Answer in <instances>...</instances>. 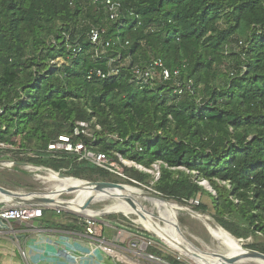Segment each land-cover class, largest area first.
Segmentation results:
<instances>
[{
	"label": "trees",
	"instance_id": "16d2710c",
	"mask_svg": "<svg viewBox=\"0 0 264 264\" xmlns=\"http://www.w3.org/2000/svg\"><path fill=\"white\" fill-rule=\"evenodd\" d=\"M154 60L180 71L181 95L173 80L135 81L134 68ZM98 70L117 76L89 79ZM78 122L100 126L99 152L161 162L156 192L182 205L208 196L215 221L264 254V0H0V162L109 175L48 151Z\"/></svg>",
	"mask_w": 264,
	"mask_h": 264
},
{
	"label": "rangeland",
	"instance_id": "374dc122",
	"mask_svg": "<svg viewBox=\"0 0 264 264\" xmlns=\"http://www.w3.org/2000/svg\"><path fill=\"white\" fill-rule=\"evenodd\" d=\"M6 157H10L8 159H11V156L9 154H7ZM11 163L12 162L10 160L0 162V185L12 191H17V192L56 195L55 194L56 192L54 191L56 183L42 180L40 179V176L42 177L52 176L58 180H72L77 185H79L78 187L81 188H84L82 187L83 185L82 181H89V182L119 183L128 186V188H137L140 190L141 189L147 190L146 188H148L155 191L152 188L153 181H155L154 176H152L153 179L150 180L147 185L141 183L143 186H138L135 185L134 183L124 181L112 174L103 175L102 173L99 174V173H91L85 171L83 175L85 176L86 179L74 180L68 178H60L58 175L55 174L58 173L65 177H71L70 175L67 174L66 169H62L60 172L52 170L55 173H48L43 169L37 170L32 167L21 166L20 167L21 171H17L16 168H14V165H12ZM22 171L27 172V174H23ZM202 183L203 185L206 184V187L209 188V185L206 181L205 182L203 181ZM81 193H79L77 189L71 188L63 192L61 194V198L68 202H71L73 200L76 201L81 197H83L84 193L82 195ZM210 193L214 194L213 191ZM117 194H121V192H115L112 193V195H108L105 198L99 199V201L96 202L94 201L91 204L90 209L93 211L107 212L108 211L107 209L111 207H115L116 205H122V203L125 201L118 200ZM135 199L137 206L140 205L149 216H153V219L156 223H159L164 228L168 226L169 230L172 228L171 226L172 222L170 220L167 221L164 217L160 216L158 210L152 205V203L144 201L143 199H139V198H135ZM1 200L2 198H0V201ZM5 202H8V200H6ZM171 202H174L177 205L180 204L174 200H171ZM194 202L195 204L192 205L180 204V206L182 205L181 206L182 208L184 207L188 208L199 215L207 216L210 217L212 220H215L212 216V214L214 213L213 204L208 196H203L198 200H194ZM197 203H204L205 205H207L208 211L206 213L195 211L193 209L194 208L193 206H198ZM42 209L45 212L56 213L59 216V218H57L58 220L55 219V221H58V223L60 224L64 223L66 225L67 223L72 221L78 222L79 220L81 221L87 220L86 218L87 216L66 209H58V208L55 209L51 207H42ZM105 214H106L105 216L97 218L98 221L96 223V226L100 228L104 225L111 226L109 224L113 223L114 226L111 227H114V229H118L122 231L124 234L126 233L128 235V238L125 241H122L120 247L124 249L123 254L127 258V260H129L131 263L170 264L169 260H174L179 262L180 264H193L191 261L187 260L185 257L180 255L177 251L167 246L166 244L162 243L159 239H157L154 235H152V233L148 229H146V227L140 221L139 216L126 215L123 212L119 213L118 211H112ZM177 221L184 237L187 240L180 234L181 238H184L185 242L188 245H191L193 248H195L201 255L207 254L208 256L214 259L218 257L213 256V254L228 256L227 250L213 239L214 237L213 233H215L216 236L218 234L219 237H221V233H224L228 235L230 238L236 240L223 228H221L220 226L213 225V223L211 222L208 224V229H209L208 230L206 225L202 221H200L197 218H194L190 213H186V212L179 213L177 216ZM240 240H242L241 244L244 249H250L248 248V246L252 245L255 241L253 238H249L247 240L244 239H240ZM237 243L241 249V252H244V250L240 246V243L238 241ZM134 244L136 245V248L134 247ZM146 254L155 255L160 260L157 263H151L146 259L147 258ZM110 263L120 264L117 262V259L114 257L111 258ZM240 264H264V263L243 262Z\"/></svg>",
	"mask_w": 264,
	"mask_h": 264
},
{
	"label": "built area",
	"instance_id": "2783aa9c",
	"mask_svg": "<svg viewBox=\"0 0 264 264\" xmlns=\"http://www.w3.org/2000/svg\"><path fill=\"white\" fill-rule=\"evenodd\" d=\"M107 4L110 6L111 20H115L118 15V7L117 5L113 4L111 1H107ZM101 33L102 32L97 29L92 30L90 33V40L92 44L95 45L96 47H100V50L95 52V56L97 57H102V55H105L107 52L105 48H101L102 46L100 42ZM112 62L113 61H111L110 64H112ZM133 74H134V79L137 83L146 86H154L156 82H169L173 80L174 82H176V85L178 87L176 89V93L180 95L183 93V89L179 84L180 82H178L180 80V71L175 70L172 72L170 69L166 67V65L162 60H154L149 66L145 68L135 67ZM94 75H96L101 79H106L117 76V72L112 70L108 73V75H105L100 70L91 71L89 79H91L92 76ZM187 89L190 90L191 87L188 86ZM99 131H101L99 125H96L94 130L91 124L87 122H78L71 136L58 137L57 141H55L54 143L48 146V151L59 154L76 155L78 157V161L92 162L99 169H102L108 172L109 174L119 177L124 181L134 183L135 185L138 186H143V185L133 180L128 175L127 169H135L137 171L154 176L155 181L159 179L160 167L162 165L161 162L154 164L152 168L148 169L143 167L142 165H139L134 161L125 159L123 155H121L120 153L106 154L99 152L97 149H95L92 146V143L96 141V132ZM84 138L87 139V141H84L83 140ZM113 138L115 140H121L118 137H113ZM0 148L5 149V146L3 144H0ZM11 164L14 165L13 163ZM202 182H200L199 184L204 186ZM146 189L160 195L158 192L153 191L152 189H148V188ZM190 204L191 205L195 204V202L191 201ZM197 205H199V203H197ZM42 207H46V206L22 205V204H12L8 202H4L3 205H0V227H5L6 229H10L13 223L19 222L21 224H28L30 221H33L34 219L42 218L44 213ZM97 221H98L97 219H93V218H87V220L82 221V223L84 224L85 234L87 239L81 240L80 244L84 245V248L87 247L88 249L95 246L99 247L100 251L105 253L108 257L116 258L117 262L120 264H134L131 263L129 260H127V258L124 256L123 254L124 249L122 247L112 245L109 242H107L105 239H102L100 235H98L97 232L98 229L96 226ZM109 225L114 226L113 223ZM48 241H50V243H55L56 245H58V243L65 245L71 244L70 240H63V239L60 241H56L55 239H50V240L48 239ZM134 247L136 248L135 244ZM63 248L66 253L64 255L70 261H74L78 263L82 258H84V256L88 257L83 253L77 252L72 247H70V249H67L66 247ZM21 255L26 259L28 258L26 253L23 251ZM146 255H147L146 259L151 263H157L160 260L155 255H149V254Z\"/></svg>",
	"mask_w": 264,
	"mask_h": 264
},
{
	"label": "crops",
	"instance_id": "0c3cea01",
	"mask_svg": "<svg viewBox=\"0 0 264 264\" xmlns=\"http://www.w3.org/2000/svg\"><path fill=\"white\" fill-rule=\"evenodd\" d=\"M57 218L56 213L44 211L42 218L28 224L16 222L10 229L0 227V264H111V257L100 251L99 247L88 249L80 244L81 240L87 239L81 220L65 225L55 221ZM97 229L98 235L112 245L120 246L128 238L126 233L111 226L104 225ZM48 239L70 240L71 244L56 245ZM62 246L67 249L72 247L88 257L84 256L78 263L70 261L62 254L65 253ZM22 251L28 256L27 259L21 255Z\"/></svg>",
	"mask_w": 264,
	"mask_h": 264
},
{
	"label": "bare ground",
	"instance_id": "6f19581e",
	"mask_svg": "<svg viewBox=\"0 0 264 264\" xmlns=\"http://www.w3.org/2000/svg\"><path fill=\"white\" fill-rule=\"evenodd\" d=\"M40 179L45 181H50L56 183L54 191L56 195L53 194H32L28 195L24 198H6L9 203L12 204H22V205H35V206H46L51 208L58 209H66L73 211L75 213L85 215L87 218L97 219L105 216V213H109L112 211L123 212L126 215H137L140 217L139 213L135 211L125 200V197L131 195V193L136 192L139 193L137 188H128L127 192H121L118 195V200H123L125 202L122 205H116L115 207H111L107 209V212L93 211L90 209L91 204L95 201H99L101 198H105L108 195H112V193L120 192L117 190H109L107 192L97 193L94 190L78 187L74 181L72 180H58L55 177L48 176L42 177ZM77 189L83 197L76 201H65L61 198V194L69 189ZM129 193V194H128ZM93 200L92 203L85 209L84 207L87 205L88 201ZM125 203V204H124ZM152 205L158 210L160 216L164 217L167 221H171L172 228L169 230L168 226L164 228L159 223H156L153 219V216H149L144 209L138 205V210L144 215L145 218L140 217V221L143 225L148 229L152 235H154L157 239H159L162 243L171 247L175 251H177L180 255L185 257L187 260L191 261L193 264H222V260L220 258H211L207 254L201 255L195 248L191 245H188L184 238H181L180 232L176 225L177 216L179 213L185 211L180 205H177L174 202L166 203L159 200H152ZM3 201H0V205H3ZM98 220V219H97ZM213 239L220 245H222L228 252L227 257H232L234 255H239L241 249L236 240L230 238L228 235L221 233V237L215 235L213 233Z\"/></svg>",
	"mask_w": 264,
	"mask_h": 264
},
{
	"label": "water",
	"instance_id": "95a60500",
	"mask_svg": "<svg viewBox=\"0 0 264 264\" xmlns=\"http://www.w3.org/2000/svg\"><path fill=\"white\" fill-rule=\"evenodd\" d=\"M37 170H40V169H37ZM43 170L47 171L48 173H55L51 169L43 168ZM55 174L58 175L60 178H68V179L79 180V179H76V178H73V177H65V176H62L61 174H58V173H55ZM82 183H83L82 187L94 190L97 193L107 192L109 190H117V191H120V192H127L128 191V186L123 185V184H119V183L89 182V181H82ZM204 187L207 190H209L210 192L213 191L210 186H209V188L206 187V184L204 185ZM138 190H139V193H131V195L125 197V200L128 202V204L135 211H137L139 213L140 217L145 218L144 215L138 210V206H137L135 198L143 199L144 201H147V202H150V203H151L152 200H159V201H163V202H166V203H170L171 202V200H168V199L164 198L163 196L158 195L157 193H154V192H152L150 190H142V189L141 190L138 189ZM32 194H36V193H24V192L12 191V190H10L8 188H5V187L0 185V198H2L1 201H3V203L6 201V198L18 199V198H24V197H26L28 195H32ZM38 195H42V194H38ZM92 201L93 200L88 201L87 205L84 208L86 209L92 203ZM184 212L190 213L194 218H197L200 221H202L206 225L207 229H208V224L210 222L213 223V225L220 226L215 220H212L210 217L199 215L196 212H194V211H192V210H190L188 208H185ZM176 225L178 227V230H179L180 234L184 237V235H183V233H182V231L180 229V226L178 224V221H176ZM229 234L232 235L231 233H229ZM232 237H234L240 243V246L244 250V252L239 254V255H234L232 257H227V256H224V255L213 254V256H216V257L220 258L223 261L222 264H240V263H243V262L264 263V254L263 253H260L258 251L251 250V249H244L242 244H241L242 240L237 239L233 235H232Z\"/></svg>",
	"mask_w": 264,
	"mask_h": 264
}]
</instances>
